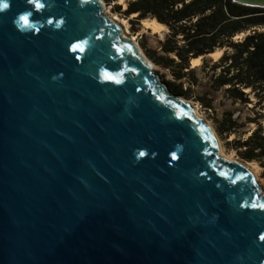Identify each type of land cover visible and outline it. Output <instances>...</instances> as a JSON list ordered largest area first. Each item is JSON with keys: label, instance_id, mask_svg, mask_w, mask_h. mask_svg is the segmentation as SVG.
<instances>
[{"label": "water", "instance_id": "95a60500", "mask_svg": "<svg viewBox=\"0 0 264 264\" xmlns=\"http://www.w3.org/2000/svg\"><path fill=\"white\" fill-rule=\"evenodd\" d=\"M0 264H264L256 175L101 0H0Z\"/></svg>", "mask_w": 264, "mask_h": 264}, {"label": "trees", "instance_id": "16d2710c", "mask_svg": "<svg viewBox=\"0 0 264 264\" xmlns=\"http://www.w3.org/2000/svg\"><path fill=\"white\" fill-rule=\"evenodd\" d=\"M127 15L137 13L135 20L156 17L166 23L171 32L162 42V50L176 57L147 48V54L159 65L175 68V78L195 76L190 67L193 57L207 55L217 48L227 47L220 59L210 66L212 85L225 88L234 100L250 102L251 94L264 99V7L247 6L234 0H128ZM122 9V4L118 5ZM246 32L240 38L237 34ZM188 69V70H186ZM183 71V72H182ZM176 94H187L183 83L169 81ZM250 89V91H247ZM202 101L203 98H200ZM211 103L207 104L210 107ZM237 121L229 114L218 121L221 133L231 132ZM239 154L246 160L259 161L264 167V125L260 123L246 138L235 142Z\"/></svg>", "mask_w": 264, "mask_h": 264}, {"label": "rangeland", "instance_id": "374dc122", "mask_svg": "<svg viewBox=\"0 0 264 264\" xmlns=\"http://www.w3.org/2000/svg\"><path fill=\"white\" fill-rule=\"evenodd\" d=\"M104 1L107 7V11H109L111 15L117 16L119 21H122L124 18L127 19L130 30L129 36L136 37V40L139 43L140 47L153 61L154 71L159 76V78L168 85L169 81L175 83H183L184 89H187L188 93L180 95L186 101L190 102L192 106H197L202 114V118L208 120L213 125L221 140L225 152L227 154H232L238 160L249 163V160L244 159L239 154L235 142L240 138L246 139L250 135V133L258 127L260 123L264 125V99L261 100L257 95L251 94V101L245 103L240 100H234L227 96L225 88L216 89L212 85L211 76L213 74V71L210 69V66L218 59H215L208 55L201 60L198 66H192L190 60V67H196V73L194 77L192 75H188L182 79L175 78L174 72H178L180 70L179 67H175L173 69L161 66L157 62H155L147 54L146 51L147 48H150L157 50L160 54L167 55L168 53L162 50V42L170 34L171 29L170 31L164 30L160 33L155 32L152 28H149L142 19H140L139 22L134 21L135 16L132 17L131 15H127L125 13L124 10L127 8H125V5L127 6L128 2H126V4H122L117 0ZM120 4H122V9H119L118 7V5ZM243 36L244 35H242V37ZM242 37L237 35L235 39H240ZM143 43H145L147 48ZM224 49L225 53L227 47H225ZM168 55L176 57L174 52H171ZM205 62H208L210 66L204 68L203 64ZM247 91H250V89H248ZM171 93L174 96L178 95L173 92L172 89ZM200 98H203V100L201 101ZM209 103H211L210 107L207 106V104ZM229 114H231L232 118L237 121V125L230 133H221L218 130V121L225 120V118H227ZM254 161L259 165V174L258 176H256V179L259 183L261 194H264V167L259 161Z\"/></svg>", "mask_w": 264, "mask_h": 264}, {"label": "bare ground", "instance_id": "6f19581e", "mask_svg": "<svg viewBox=\"0 0 264 264\" xmlns=\"http://www.w3.org/2000/svg\"><path fill=\"white\" fill-rule=\"evenodd\" d=\"M102 1V3H103V7H104V11H105V13L106 14H108L109 16H110V18L113 20V21H115V22H118L119 24H121V26H122V29H123V36L124 37H126V38H129V39H131V40H133V41H135L136 43H137V45L139 46V48H140V50H141V52H142V54L144 55V57L147 59V60H149L152 64H153V61L146 55V53L143 51V49L140 47V45H139V43L137 42V40H136V37H131V36H129V33H130V30H129V26H128V22H127V19L126 18H124L122 21H119L118 20V17L117 16H113V15H111L110 14V12L109 11H107V7H106V4H105V1L104 0H101ZM118 2H120V3H122V4H126V0H117ZM127 6L125 5V8H126ZM137 15V13H133V14H131V16L132 17H134V16H136ZM143 20V22L149 27V28H152L155 32H162V31H164V30H169L170 31V27L166 24V23H163V22H161V21H159L156 17H147V18H144V19H142ZM246 34V32H242V33H239V34H237L238 36H241L242 37V35H245ZM224 48H217V49H215L213 52H210L209 54H207L208 56H211V57H213V58H215V59H219L221 56H222V54L224 53ZM203 56L204 55H201V56H199V57H193L192 58V66H198L199 64H200V62H201V60H202V58H203ZM248 90V89H247ZM184 99V98H183ZM194 107V110H195V113L198 115V116H200V117H202V114H201V112L199 111V109H198V107L197 106H193ZM207 122H208V124L212 127V129L214 130V132H215V134H216V136H217V139H218V143H219V154L222 156V157H224V158H226V159H228V160H236V161H239L237 158H235L232 154H227L226 152H225V150H224V148H223V145H222V143H221V140H220V138H219V136H218V134H217V132H216V130H215V128L213 127V125L208 121V120H206ZM250 163V164H249ZM249 163H246V165L254 172V174L256 175V176H258V174H259V165L257 164V162H255V161H250Z\"/></svg>", "mask_w": 264, "mask_h": 264}, {"label": "snow or ice", "instance_id": "6c2138e0", "mask_svg": "<svg viewBox=\"0 0 264 264\" xmlns=\"http://www.w3.org/2000/svg\"><path fill=\"white\" fill-rule=\"evenodd\" d=\"M36 6H37V7H42V5L39 4V3H37ZM3 7H4V8H7V7H8V4H7V3H4V4H3ZM23 19L27 20V17H24ZM109 78L111 79V77H109Z\"/></svg>", "mask_w": 264, "mask_h": 264}]
</instances>
